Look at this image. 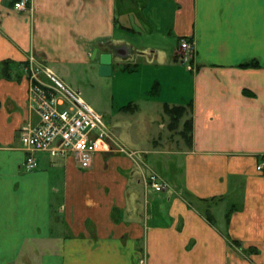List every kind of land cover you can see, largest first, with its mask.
<instances>
[{
  "label": "crops",
  "instance_id": "0c3cea01",
  "mask_svg": "<svg viewBox=\"0 0 264 264\" xmlns=\"http://www.w3.org/2000/svg\"><path fill=\"white\" fill-rule=\"evenodd\" d=\"M14 1L0 0V264H264V0ZM28 59L79 97L73 70L109 66L103 118L136 119L120 141L137 160L100 152L81 168L38 152L25 170L19 129L38 116L11 65ZM164 104L190 105L189 146H144Z\"/></svg>",
  "mask_w": 264,
  "mask_h": 264
},
{
  "label": "built area",
  "instance_id": "2783aa9c",
  "mask_svg": "<svg viewBox=\"0 0 264 264\" xmlns=\"http://www.w3.org/2000/svg\"><path fill=\"white\" fill-rule=\"evenodd\" d=\"M29 3L30 0H15L13 8L23 11L29 7ZM179 48L189 68L188 60L193 55L194 46L181 39ZM32 76L28 98L38 122L25 124L19 129L20 143L26 152L23 162L25 170L30 171L37 166L35 154L38 152L53 157L70 155L79 167L89 168L96 153L111 151V137L102 114L58 83L55 82L57 88L39 80L34 73ZM255 169L264 174V158L256 163ZM146 183L155 191L164 188L155 173L148 175Z\"/></svg>",
  "mask_w": 264,
  "mask_h": 264
},
{
  "label": "rangeland",
  "instance_id": "374dc122",
  "mask_svg": "<svg viewBox=\"0 0 264 264\" xmlns=\"http://www.w3.org/2000/svg\"><path fill=\"white\" fill-rule=\"evenodd\" d=\"M127 57H130V56H127ZM123 64H126V63H123ZM11 68H13V71L14 70L20 71V73L23 71L24 73H26L27 76L29 75L30 82L33 79L32 73L37 75L36 77L41 81L49 80L48 75L45 74L43 70L42 71L40 70V66L36 64L34 61H31L30 59H28V62H25V65H22V64L11 65ZM192 68H193L192 65H190L189 69H192ZM98 73L99 71H96L95 75L92 77L86 70H84L83 73H81L79 69H74L73 75H72L73 77L66 79L65 82L67 83V86L70 87V89L73 91H75L78 88L80 90V93H79L80 97L90 107H92L96 112L101 113L103 115L104 114L103 110L112 107L113 102L111 100V96H110L111 88H110V84L107 82V78L105 76H100ZM135 112H136V107L134 106L126 110L125 112H123L124 113L123 115L127 116L128 114L129 115L134 114ZM116 117L118 118L119 116L116 115ZM188 117H190L189 111H187L186 114L184 115V119L185 118L187 119ZM155 119L156 120H154L153 127L152 126L147 127L149 128L148 130H152V131L151 132L147 131L148 134L146 133L147 135H145L146 142L144 146H146V148H151L153 146L151 139L152 140L159 139L158 141L162 140V142L160 141L161 143L168 142L175 146H178L181 144L185 146L184 144L185 141L180 134V131L184 129L181 126V124L178 127L170 128L168 126L169 119L167 117H165L164 121L161 120L162 126L158 122V118L156 117ZM104 121L109 129V134L111 137V144H112L111 152L117 153V154L125 153L129 155L130 157H132V159H136V155L138 153L134 149L130 150L126 148L125 143L120 141L123 135V132H125V130H128V128H129L130 133H134V130L137 127V125L135 126V122H134L136 121V119L132 121L130 125L123 123L122 127L120 125L119 118H118V126H115V127H114V124L112 123L113 122L112 120L109 121V120L104 119ZM108 122H110L111 125H109ZM154 129H156L155 132L153 131ZM142 152H146L147 154L149 150H145ZM151 173H154V172L148 171L143 174L144 182H145V179L148 177V175ZM162 183L164 185V188L162 189L163 191V190H166L167 187L164 184V182ZM239 247L242 248L241 243H239ZM244 250L246 251V249Z\"/></svg>",
  "mask_w": 264,
  "mask_h": 264
},
{
  "label": "trees",
  "instance_id": "16d2710c",
  "mask_svg": "<svg viewBox=\"0 0 264 264\" xmlns=\"http://www.w3.org/2000/svg\"><path fill=\"white\" fill-rule=\"evenodd\" d=\"M3 73L4 76H8V61H4L3 63ZM249 63H243L242 65H247ZM251 64V63H250ZM132 68H129V66H124V70H131ZM134 104H128L127 106L122 108V111H126L132 107H134ZM163 111L166 114L167 118L169 119V127L170 128H175L178 127L180 125V122L182 119H184V115L186 114L187 111H189L190 113V105L189 104H185V105H168V104H164L163 106ZM181 126L184 128L183 130L180 131V134L182 136V138L185 141L186 145H190L191 144V130H192V120L191 117H188L187 119L185 118L182 123Z\"/></svg>",
  "mask_w": 264,
  "mask_h": 264
},
{
  "label": "water",
  "instance_id": "95a60500",
  "mask_svg": "<svg viewBox=\"0 0 264 264\" xmlns=\"http://www.w3.org/2000/svg\"><path fill=\"white\" fill-rule=\"evenodd\" d=\"M105 61H106V58H103L102 62H105ZM102 64H105V63H102ZM99 73L101 75H108L110 73V67L107 65H101L99 68Z\"/></svg>",
  "mask_w": 264,
  "mask_h": 264
}]
</instances>
